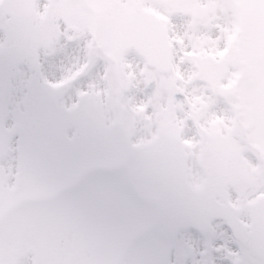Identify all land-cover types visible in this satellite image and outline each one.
Masks as SVG:
<instances>
[{
	"label": "clouds",
	"instance_id": "1",
	"mask_svg": "<svg viewBox=\"0 0 264 264\" xmlns=\"http://www.w3.org/2000/svg\"><path fill=\"white\" fill-rule=\"evenodd\" d=\"M0 11V264H264V0Z\"/></svg>",
	"mask_w": 264,
	"mask_h": 264
},
{
	"label": "rangeland",
	"instance_id": "2",
	"mask_svg": "<svg viewBox=\"0 0 264 264\" xmlns=\"http://www.w3.org/2000/svg\"><path fill=\"white\" fill-rule=\"evenodd\" d=\"M9 3L16 5V4H27L28 0H8ZM28 9L26 7H21L19 9L13 10V16L17 18V20L22 19L28 14ZM152 11L156 14L158 13V10L152 9ZM3 17V11H0V18ZM15 23V22H14Z\"/></svg>",
	"mask_w": 264,
	"mask_h": 264
}]
</instances>
